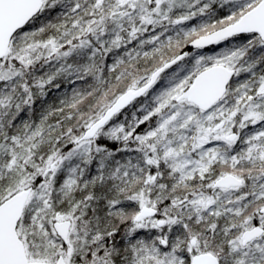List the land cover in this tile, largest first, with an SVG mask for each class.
Listing matches in <instances>:
<instances>
[{
    "label": "snow or ice",
    "instance_id": "snow-or-ice-1",
    "mask_svg": "<svg viewBox=\"0 0 264 264\" xmlns=\"http://www.w3.org/2000/svg\"><path fill=\"white\" fill-rule=\"evenodd\" d=\"M0 264H264V0H0Z\"/></svg>",
    "mask_w": 264,
    "mask_h": 264
}]
</instances>
